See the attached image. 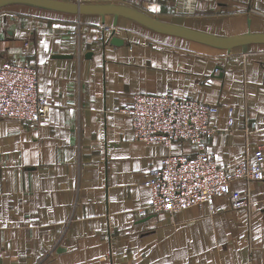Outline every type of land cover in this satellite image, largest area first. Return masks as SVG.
Returning <instances> with one entry per match:
<instances>
[{
	"label": "crops",
	"instance_id": "1",
	"mask_svg": "<svg viewBox=\"0 0 264 264\" xmlns=\"http://www.w3.org/2000/svg\"><path fill=\"white\" fill-rule=\"evenodd\" d=\"M68 1L123 3L218 35L264 31V0H198L190 12L178 0ZM153 4L160 11L150 12ZM113 21L0 8V63L38 67L50 104L37 124L0 118V264H264V182H233L252 200L239 209L216 195L221 210L152 211V168L165 154L195 149L135 139L118 110L138 92L192 95L219 106L217 130L205 139L218 165L253 159L264 146V43L227 50ZM104 23L118 28L122 44L110 42Z\"/></svg>",
	"mask_w": 264,
	"mask_h": 264
},
{
	"label": "built area",
	"instance_id": "2",
	"mask_svg": "<svg viewBox=\"0 0 264 264\" xmlns=\"http://www.w3.org/2000/svg\"><path fill=\"white\" fill-rule=\"evenodd\" d=\"M197 1L178 0L189 12L195 9ZM149 8L150 12L160 11V6L154 4ZM102 25L112 34L118 31L114 25ZM40 77V69L26 62L0 63V118L37 124L49 115L50 104L39 91ZM118 110L130 117L135 139L166 147L187 142L195 149L191 154H165L160 165L152 168L145 181L151 191L148 209L177 212L208 204L214 211L221 210L222 206L213 200L216 195L230 197L235 209L252 203L250 193L234 189L233 182L238 179L247 184L264 182V146L254 151L253 159L245 155L230 167L218 165L205 150L206 137L217 130L211 116L219 110L218 105L189 94L146 91L135 93L132 102L121 105ZM229 121H234L232 109Z\"/></svg>",
	"mask_w": 264,
	"mask_h": 264
},
{
	"label": "water",
	"instance_id": "3",
	"mask_svg": "<svg viewBox=\"0 0 264 264\" xmlns=\"http://www.w3.org/2000/svg\"><path fill=\"white\" fill-rule=\"evenodd\" d=\"M11 4H24L44 9L76 13L78 15L99 14L102 16L103 22H105L106 15H113L114 25L117 24L118 18L123 16L133 19L142 25L161 33L181 36L227 50L245 44L264 43V31H249L233 35H218L159 19L146 11L123 3H93L68 0H0V8ZM110 42L114 44H122L124 41L121 37L113 34Z\"/></svg>",
	"mask_w": 264,
	"mask_h": 264
},
{
	"label": "bare ground",
	"instance_id": "4",
	"mask_svg": "<svg viewBox=\"0 0 264 264\" xmlns=\"http://www.w3.org/2000/svg\"><path fill=\"white\" fill-rule=\"evenodd\" d=\"M155 7H156V5H155Z\"/></svg>",
	"mask_w": 264,
	"mask_h": 264
},
{
	"label": "rangeland",
	"instance_id": "5",
	"mask_svg": "<svg viewBox=\"0 0 264 264\" xmlns=\"http://www.w3.org/2000/svg\"><path fill=\"white\" fill-rule=\"evenodd\" d=\"M117 30H118V28H117Z\"/></svg>",
	"mask_w": 264,
	"mask_h": 264
}]
</instances>
